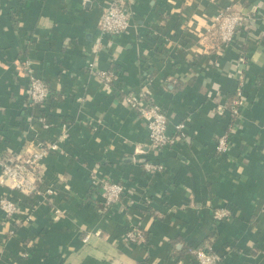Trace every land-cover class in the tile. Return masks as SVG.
Wrapping results in <instances>:
<instances>
[{"label": "crops", "instance_id": "0c3cea01", "mask_svg": "<svg viewBox=\"0 0 264 264\" xmlns=\"http://www.w3.org/2000/svg\"><path fill=\"white\" fill-rule=\"evenodd\" d=\"M108 1L0 0V155L29 154L69 126L63 152L39 170L53 202L16 192L28 222L3 223L0 210V264H196L190 249L205 244L224 252L221 264H264V0H128L131 27L113 39L98 30ZM227 7L246 19L219 48L214 18ZM25 61L58 97L47 109L30 105ZM110 71L126 92L151 79L169 132L183 122L187 137L156 153L144 120L101 80ZM239 87L245 100L231 123ZM227 132L230 151L219 154ZM146 162L164 168L150 174ZM96 174L126 196L105 208ZM224 204L233 216L217 223ZM133 224L146 244L124 237Z\"/></svg>", "mask_w": 264, "mask_h": 264}, {"label": "built area", "instance_id": "2783aa9c", "mask_svg": "<svg viewBox=\"0 0 264 264\" xmlns=\"http://www.w3.org/2000/svg\"><path fill=\"white\" fill-rule=\"evenodd\" d=\"M246 16L240 12H235L231 7L222 10L215 18L213 29L219 42V48L232 43L238 30L244 25ZM131 27V17L128 9V0H109L108 5L103 9L98 23V30L101 38L113 39L127 33ZM29 79V101L31 106L40 109H47L50 99V87L42 79L32 73L31 65L25 61L22 65ZM101 80L108 86L117 89L123 95L126 105L134 110L141 119L144 120L148 131L151 147L156 153L166 150L177 143L179 138H186V124L181 122L175 126V132H169V120L164 109L155 103L150 92L152 86L151 79L146 80V84L139 92H126L121 85L118 72H101ZM243 86V85H242ZM244 89L239 87L236 94L238 100L235 102L237 107L232 110L235 115L239 112V107L243 104ZM226 107H217L219 114L224 113ZM38 121L44 130L52 127L46 116L38 117ZM62 135L56 141L41 142L37 149L29 154H19L9 157L5 154L0 155V187L7 189L6 193L0 195V210L5 214L3 223H13L17 216L23 215L24 222L32 219V215L22 207L21 199L15 193L25 194L30 201L39 205L40 203H52L56 195V190L52 186L43 188V179L39 170L43 166L44 160L53 152H63L60 140H64L68 127L62 125ZM229 132L221 135L217 139L216 150L219 154H227L230 151ZM145 169L150 174L161 172L163 164L146 162ZM92 189L95 192V199H101L105 208L120 202L126 196L127 188L123 185L100 178L99 175L92 177ZM32 210H34L32 208ZM54 219L63 215L60 209L53 210ZM233 216V208L230 205H222L214 209V219L217 223L226 222ZM131 244L144 245L147 242L145 232L139 224L129 227L125 236ZM230 249L227 248L226 251ZM196 260V264H221L224 252L215 250L212 245L205 244L202 247L190 249ZM27 252L23 256H27Z\"/></svg>", "mask_w": 264, "mask_h": 264}, {"label": "trees", "instance_id": "16d2710c", "mask_svg": "<svg viewBox=\"0 0 264 264\" xmlns=\"http://www.w3.org/2000/svg\"><path fill=\"white\" fill-rule=\"evenodd\" d=\"M53 96H55V95H54L53 92L50 90V99L53 98ZM54 98L57 99L58 97L55 96ZM236 99H237V97L235 96L234 100L228 105V108L230 109L231 112H232V110H233L234 108L237 107V105H236V103H235V100H236ZM231 115H232L231 123H233L234 119L236 118V115H235L234 113H231ZM145 235H146V239H147V241H148V235H147V233H145ZM200 247H202V246H200Z\"/></svg>", "mask_w": 264, "mask_h": 264}]
</instances>
